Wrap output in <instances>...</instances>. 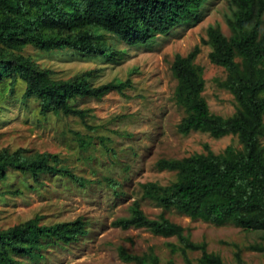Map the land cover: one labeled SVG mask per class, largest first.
I'll use <instances>...</instances> for the list:
<instances>
[{
	"label": "rangeland",
	"instance_id": "374dc122",
	"mask_svg": "<svg viewBox=\"0 0 264 264\" xmlns=\"http://www.w3.org/2000/svg\"><path fill=\"white\" fill-rule=\"evenodd\" d=\"M229 12V0H204L198 14L168 34L156 35L147 45L126 44L102 33L112 57L71 49L45 52L25 46L21 50L40 69L49 70L55 80L89 73L95 87L110 82L126 85L101 98H78L76 107L86 111L83 119L63 113L43 115L37 97L25 96L23 80L14 84L9 79L0 81V151L30 158L56 155L58 166L86 181L82 185L58 174L44 173L36 178L30 172L7 170V177L0 180V231L35 218L47 226L79 218L86 224V234L79 240L51 244L41 250L43 256L37 261L18 256L17 264H134L123 260L121 248L136 255L152 250L159 264H186L181 251L171 252L170 243L179 245L176 237L114 225L130 214L134 201L149 218L163 214L182 226L193 242L205 243L207 251L218 254L225 264H237L238 258L245 264H264V251L254 249L264 246L262 232L191 219L174 207L164 209L144 197L142 189L145 183L165 186L176 180L175 172L159 169L162 159L210 151L219 154L228 146L241 147L236 135L214 138L207 132L179 131L186 114L176 102L177 80L171 68L177 55L187 56L198 46L194 63L203 69L202 96L210 112L231 117L238 104L220 85L226 71L210 61L212 48L205 42L210 26L231 36L226 22ZM261 142L264 145V137ZM201 255V251H186L191 264H197Z\"/></svg>",
	"mask_w": 264,
	"mask_h": 264
},
{
	"label": "trees",
	"instance_id": "16d2710c",
	"mask_svg": "<svg viewBox=\"0 0 264 264\" xmlns=\"http://www.w3.org/2000/svg\"><path fill=\"white\" fill-rule=\"evenodd\" d=\"M204 0H0V81L23 80L25 96H35L41 113L86 117L76 107L81 97L101 98L109 91L125 87L110 82L95 87L89 73L55 80L49 70L40 69L20 52L25 46L51 52L75 50L86 55L112 57L102 40L110 33L130 45H147L156 35H166L173 28L198 14ZM226 22L231 36L218 26L208 28L210 61L226 71L220 83L238 104L236 112L223 118L210 112L202 96L205 89L203 69L194 63L199 47L187 56L177 55L172 72L177 80L176 102L185 117L178 125L181 133L207 132L214 138L236 135L239 149L228 146L223 153L193 154L182 159H162L159 169L175 172L168 185L142 184L143 196L164 209L174 207L179 214L216 225L234 224L246 231L262 232L264 239V0H229ZM106 49V50H105ZM56 155L25 157L19 152L0 151V180L9 168L30 172L36 178L44 173L58 174L82 185L86 181L65 166H58ZM20 193V192H16ZM40 218L28 220L0 231V264H17V257L42 258L41 250L51 244L77 241L86 234L85 222H59L41 225ZM123 229L145 228L162 237H176L171 252L201 251L197 264H225L218 254L207 251L205 243L193 242L184 228L163 214L149 218L139 202L130 206V214L114 222ZM264 251V246L254 248ZM120 254L126 262L159 264L152 251L142 255ZM237 264H245L238 258Z\"/></svg>",
	"mask_w": 264,
	"mask_h": 264
}]
</instances>
